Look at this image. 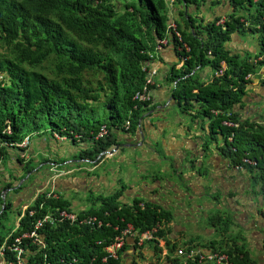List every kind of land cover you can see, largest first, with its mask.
<instances>
[{"label": "trees", "instance_id": "1", "mask_svg": "<svg viewBox=\"0 0 264 264\" xmlns=\"http://www.w3.org/2000/svg\"><path fill=\"white\" fill-rule=\"evenodd\" d=\"M209 2L216 6L221 0H0L1 163H10L12 149L25 165L18 153L27 148L18 143L29 135L30 143L36 135L41 141L59 136L78 144L80 159L99 164L102 153L144 129L143 114L153 104L136 99L135 93L147 88L152 95L158 84L152 70L159 52L173 45L182 63L165 73L173 99L183 114L201 120L203 127L207 123L216 142L221 138L220 149L232 164L244 156L253 159V164L242 163L264 192V120L244 118L242 113L254 83L248 75L258 72V62L236 49L239 42L234 46L236 35L243 39L254 33L261 47L256 56H264V0H229L231 12L222 22L220 16L207 20L200 15ZM103 126L107 132L100 134ZM35 161L34 155L28 159L26 172ZM13 186L9 179L0 186V225L13 206L7 195L3 198L4 190ZM126 186L108 195H95L93 190L87 196L92 206L81 208L75 219L69 216H76L73 201L59 190L32 196L28 207L19 210L20 225L13 238L31 231L45 215L53 220L39 229L41 244L22 239L25 264H61L62 258L73 256L81 258V264H98L105 254L103 245L111 243L126 223L141 230L169 223L172 212L151 198L144 207L138 199L123 201ZM18 188L22 185L15 192ZM61 212L69 215L61 218ZM84 216L97 220L84 224ZM222 217L217 211L209 221L232 223ZM101 220L104 224L99 226ZM119 224L117 231L114 226ZM158 235L166 237V231L160 228ZM238 238L221 236L208 248L227 252L235 264H261L242 242L243 236ZM6 257L14 258V252Z\"/></svg>", "mask_w": 264, "mask_h": 264}, {"label": "rangeland", "instance_id": "2", "mask_svg": "<svg viewBox=\"0 0 264 264\" xmlns=\"http://www.w3.org/2000/svg\"><path fill=\"white\" fill-rule=\"evenodd\" d=\"M222 15L224 14H221L220 16ZM247 34L249 36L245 35L242 47L246 48V42L251 43L252 46H256V43L259 42L258 35L250 32ZM165 42L166 40L161 41V43ZM244 53L245 55L252 57L256 52L246 48ZM242 55L244 56L243 53ZM162 71L164 70L161 69L159 75L157 74L154 76V80L158 82V84L154 86L152 85L154 106L150 112L143 114L145 119L149 122L151 120L152 125L148 126V122L145 121L147 126L144 128L143 133L140 132L137 138L123 140L119 143L121 144V147L117 149L118 151L112 156L108 155L105 157L98 165H94V163H86L78 157L82 151L81 147H76L80 146L78 144L75 146L74 143H71L70 141H63V138L59 140V137L51 140L50 136H46L45 141H41L36 135H33L31 139L32 148L26 152V157H23L22 152L19 151L18 153L20 158L24 160L25 165L17 161L16 155L13 152L10 154V163L6 162L2 164V168L4 167L7 178H12L13 180L16 179L18 183L13 182L14 184L16 183L15 186L19 187L22 185L19 192L9 191L7 193V200L13 202V196L16 195L19 197L20 203L22 197V204L25 202L28 203L32 196L42 190L40 187L50 190L54 188L55 192L56 187L57 191L59 190L62 192L65 198L73 201V204H75L74 212L77 214L82 207L90 208L92 206V202L89 200L87 201V196H91L93 190H98L97 193H94L95 195L98 193L108 195L116 192L118 188L121 189L127 185L122 193L121 199L123 201L132 203L135 199H138L140 205L144 207V201L151 197L152 201L155 203H158L161 199H167L169 202L173 200L178 204V196L174 199L176 191L178 190L176 186L183 189L185 184H190L196 181L192 166L193 164L198 163L199 165V163H202V157L199 156V153L197 154V151L188 149L189 144L187 138L191 137L195 143H198L199 147L206 149L209 153L221 152L222 150L220 148L223 143L221 138L216 142V140L210 136L207 123H205L206 125L203 127L200 120L196 119L195 121L191 116L182 113L175 100L172 99V85L166 78L165 74H162ZM211 74L212 73L210 72V75ZM162 93H164V95ZM246 98L250 102L252 96ZM259 108L261 109L259 119L264 120V102L260 104ZM243 148L244 147L241 146L240 149ZM180 153L184 156L180 155ZM32 155L36 157V161L33 163L35 166L29 172H26L28 167L26 163ZM38 162H40V164L36 165ZM55 162H57V164ZM242 162L252 163L253 159L244 156L241 158L240 164H242ZM207 163L208 159H206V164ZM240 164L234 165L231 161V167L236 171L241 173L245 171L247 175H249V177L245 178L246 182L243 183V186H246L249 193L251 189H253L255 194H260L255 181L251 182L252 186L248 185L251 181L249 178H251L252 174L251 172H247L246 168ZM38 169L39 172L37 173ZM194 170H196V168ZM24 173L25 176L23 177ZM0 175H3L1 168ZM207 178L208 183H206V185L209 186H206V189L203 192V198L199 197V194L196 196L188 195L189 201L194 199L193 202L195 203V207L191 209L193 212L196 211L194 217H187L188 220L186 221L183 214H174L175 221H180L182 224L184 223L185 238H183V243L184 240L190 238L196 239L198 236L204 237V231L206 228L213 229V232L211 233L213 237L218 238L222 234L219 228H216L215 230L213 223L209 221L210 216H206L205 214L206 210H208L210 214L214 213V209L209 207L208 209L205 208L209 206L211 202H214L215 198H219L222 194L221 190H217V192H213L212 190L216 178L212 175L207 176ZM237 182H239V180L237 181L234 179L232 183L234 188H236L235 185ZM53 183L55 187L53 186L51 188L50 185ZM109 187H111V189ZM7 190H9V188ZM136 194L137 196H135ZM248 195L249 194H247V196ZM253 200L254 198L245 197L240 201L242 205H247L252 204ZM93 203H95V208L98 210V203ZM176 206L177 205L172 207L174 211L176 210ZM16 209L17 208L14 207L13 211L8 210L7 215H5V218L2 220L3 224L0 225V236L3 239V242L12 232L17 231L16 212L18 211H16ZM244 211L249 216L253 215L252 210L249 209L248 206L244 208ZM232 214L236 215L237 212L232 211ZM232 218H234V225H237L235 217L230 216V220H232ZM106 224L112 225L109 222ZM130 226L131 224L126 223L121 229L122 234L126 237L135 238L138 234L143 235L149 231V229L141 230ZM262 227L264 226L262 225ZM120 228V224L114 226V229L117 231ZM128 229L130 232L125 233ZM237 231L244 237L242 242L248 244L247 228L241 227ZM25 233L26 232H22L20 234L23 236ZM97 235L99 236L101 234L97 233ZM120 238L121 236L119 234L116 235V241L113 243L115 246L114 251L121 247V242H119ZM139 253L140 248L136 249L133 254L130 253V255L127 256V259L131 258V256H135L134 261L136 264H147V261L145 262V254L143 253L144 255H140ZM107 259V256H102V264H119L115 261H108ZM130 261L123 258V264H129ZM61 262L65 264H81V258L77 256H73L71 259L62 258ZM151 264L158 263L152 262Z\"/></svg>", "mask_w": 264, "mask_h": 264}, {"label": "crops", "instance_id": "3", "mask_svg": "<svg viewBox=\"0 0 264 264\" xmlns=\"http://www.w3.org/2000/svg\"><path fill=\"white\" fill-rule=\"evenodd\" d=\"M231 3L229 0H221V3L218 5H211V3H207L206 6L203 7L202 13L200 15H203L206 17L207 20L213 19L215 16H220L221 14H227L231 12ZM249 36V35H247ZM243 39H240L241 37L236 35L234 38V46L236 43L237 44L236 49H241L244 54V50L246 48H249L250 50L256 52V46H252L251 43L246 42V48L242 47V44L244 43V37L242 36ZM241 42V44H240ZM176 64V65H174ZM176 66V68H180L181 66V61L178 57V55L175 52L174 46L173 45H168L167 47H164L160 52H159V58L157 63H155V67L158 69V75L162 70V74L164 75L165 73L169 72L171 68ZM262 72L264 73V69H262ZM166 75V74H165ZM262 78L261 76L258 77L257 80L254 81L253 84H251L249 87L250 89V94L246 97H251L252 99L249 102V100L245 97L246 100V105L245 108L242 110V113L245 114L244 118L252 117H260L261 114V109L259 108L260 104L264 102V84H262L259 79ZM160 86V85H159ZM164 95V93H162ZM154 103V102H153ZM187 115V114H185ZM191 116V115H187ZM192 117V116H191ZM193 120L196 121V119L192 118ZM199 120V119H197ZM145 121L148 122V126L152 125V122H150L145 119ZM200 122H202L200 120ZM203 123V122H202ZM147 125V124H146ZM187 142L189 144L188 149H192L193 151H197V154L199 153V156L202 157V163L193 164L192 166V171L195 173L196 181L190 183V184H185L183 186V189L178 188L176 191V195L174 196V199L176 196L179 198L178 204L174 202L173 200L171 202L166 200H160L157 204L163 206L166 210H170L172 212V218L167 224H162V228L166 231V237L169 239L172 244H178L177 247L182 246L184 243L188 241H194L195 244L203 245V244H208L209 242L214 240V237L211 235L213 232L212 228H206L205 229V236L200 237L198 236L196 239L190 238L188 240H184L183 243V238H185V228H184V223L182 222H177L174 220V214L175 215H184V218L186 221L188 220L187 217L193 218L194 215L196 214V211H191L195 207V203L193 202L194 199H191V201L188 200V195L196 196L199 194V197L203 198V192L206 189V186L208 187L209 185H206L208 183V178L207 176L212 175L216 179L214 180V186L212 188L213 192H217V190H221L222 194L219 196L218 201L215 203V205L210 204L207 206L205 209L211 208L214 209V213L210 214L208 210H206V216H211L214 215L218 210L222 211H227V209H230L231 211H236L237 214L235 215L237 218H235L238 223L242 226L247 228L248 236L247 239L249 243L247 244L249 248L251 249L252 254H254V258L257 259V261H260L261 264H264V196L263 194H255L254 190L251 189L250 193L248 192V189L246 186H243V183H245V178L249 177L247 173L244 172H239L236 171L233 167H231V161L230 159L226 156L225 152H216V153H209L207 150L202 149L199 147L198 143H195L194 140H192L191 137L187 138ZM180 155H183L180 153ZM184 156V155H183ZM208 159V163L206 164V159ZM196 168V170H194ZM2 176H4V181L1 182L2 184H5L7 182L6 179L7 176L5 175L4 168L1 169ZM202 172L204 175H202ZM193 176V175H192ZM206 177V179H205ZM236 179L239 182L236 183V188L233 187V181ZM251 181L248 185H251V182L253 181V178H249ZM241 182V183H240ZM211 183V182H210ZM50 185V184H49ZM54 186V183L50 185L52 188ZM239 186V187H238ZM55 187V186H54ZM72 187V185H71ZM221 187V189H220ZM256 187H258L256 185ZM255 187V188H256ZM14 188V187H13ZM107 188V186H106ZM111 189V187H109ZM6 188L4 190V193H8L11 191V189L7 190ZM257 189V188H256ZM259 189V187H258ZM55 190L57 191V188L55 187ZM107 190V189H106ZM95 192H98V190H94ZM14 192V191H13ZM180 192V193H179ZM252 193V194H251ZM158 194V193H157ZM247 194H249L247 196ZM4 195V194H3ZM137 196V194L135 195ZM245 197H251L254 200L252 201V204H247V205H242L241 201ZM18 198V199H17ZM151 198V197H150ZM32 198L28 203H23V197L22 201L20 203V199L18 196L14 195L13 196V206L11 211L14 210V207L17 208L16 211L19 212V210H24L27 205H29L32 202ZM22 204V206H21ZM209 204V203H208ZM175 207V211L172 209V207ZM75 206V204H73ZM199 206V205H197ZM248 206L249 209L252 210V216H249L246 214L244 211V208ZM22 207V208H21ZM84 208V207H83ZM87 208V207H86ZM219 208V209H218ZM81 211V210H80ZM16 212L17 217H16V223L19 225V220L21 218V215ZM185 222V221H184ZM237 223V224H238ZM194 224V223H193ZM208 225V224H206ZM165 227V228H164ZM244 238V237H243ZM177 242V243H176ZM160 243L163 245H160L162 247L163 253L167 251L166 248V242L164 239L160 240ZM132 244V243H131ZM153 242L147 243V245L143 248V254L145 256V260L147 261V264H151L153 261L157 262V259L160 257V251L157 252L153 248ZM134 245H130L129 240L126 244V247L123 251L124 258L126 260L130 261V258L127 259V256L133 254L134 252ZM157 252V253H156ZM129 253V254H128ZM171 257L175 259V261H179L182 263V260L175 256V253L173 252L171 254ZM164 260L163 264H167L166 258L161 257ZM7 258L3 256L0 252V264H6ZM131 264V261L129 262ZM159 264V263H158ZM177 264V263H176Z\"/></svg>", "mask_w": 264, "mask_h": 264}, {"label": "clouds", "instance_id": "4", "mask_svg": "<svg viewBox=\"0 0 264 264\" xmlns=\"http://www.w3.org/2000/svg\"><path fill=\"white\" fill-rule=\"evenodd\" d=\"M211 5H212V3H211ZM231 5V4H230ZM262 13H263V19H264V10L262 11ZM216 17V16H215ZM221 17V20H220V22H222V21H224V15H222V16H220ZM244 40H245V38H244ZM166 43V42H165ZM241 44V43H240ZM256 53L260 50V43L258 42V43H256ZM245 51V50H244ZM256 53H255V55L254 56H252L251 58H253V60H254V62L255 63H257V70H258V72L256 73V74H249L248 75V78H252V79H254V81L255 80H257L258 79V77L259 76H261L262 78H260L259 79V81H261V80H264V73L262 72V69H264V63L262 62V61H264V56H259V57H257L256 56ZM247 55H245V53H244V57H246ZM181 65H182V63H181ZM156 67L152 70V75H153V77L154 76H156L157 75V72H156ZM153 71H155L154 73H153ZM158 71V70H157ZM264 82V81H263ZM262 83V82H261ZM154 84H155V80H154ZM139 91V90H138ZM138 91H136V93H135V98L137 99V92ZM150 96V98L149 99H147L146 100V102H152V104H153V106H154V99H153V95H149ZM172 99H173V94H172ZM174 100V99H173ZM142 101H144V100H141V102ZM142 123H143V126H144V128L147 126L146 125V123H145V118H143L142 119ZM9 130V132H11V130H10V128L8 129ZM143 131H144V129L143 128H139V134H140V132H142L143 133ZM107 132V131H106ZM100 134H101V132H100ZM104 134V133H103ZM138 133L135 135L136 137H138V135H139ZM58 136V135H57ZM135 136H133V137H135ZM59 137V136H58ZM135 137V138H136ZM141 138V137H140ZM29 141H30V135L29 136H25V138L21 141V142H19L18 143V145L19 146H21V147H28L27 148V150L26 151H24V152H22V154H23V157H26V152L29 150V149H31L32 147H31V142L29 143ZM139 141V140H138ZM137 141V142H138ZM23 143V144H22ZM121 147V144H120V146L118 147V144H117V146H114V147H112V148H110L109 150H107V151H105L104 153H102L101 154V156L103 155V154H105V157H107L108 155L109 156H112L116 151H118L117 149H119ZM10 152L12 153L13 152V150H10ZM21 152V151H20ZM15 154V153H14ZM16 155V154H15ZM33 156V155H32ZM104 157V158H105ZM16 158H17V156H16ZM1 159V158H0ZM25 159V158H24ZM25 163V162H24ZM254 163V161L252 162V164ZM240 164V163H239ZM0 165H1V169H3L2 168V163H1V160H0ZM95 165V164H94ZM98 165V164H97ZM240 165H242V166H244L243 165V163L242 164H240ZM248 172V171H247ZM38 173V172H37ZM252 176V175H251ZM3 177L4 176H2V175H0V180H1V182H3L4 181V179H3ZM253 178V177H252ZM12 183L13 182H16V183H18L17 181H16V179L15 180H13L12 178H8ZM254 179V178H253ZM7 180V179H6ZM7 183V182H6ZM5 183V184H6ZM16 183L14 184V185H16ZM5 184H2V183H0V186H4ZM14 188H16V187H18V186H13ZM9 188V189H11V191H14L15 192V190H14V188ZM20 187V186H19ZM259 187V186H258ZM40 188H42V190L41 191H43V190H45V189H43V187H40ZM18 190H19V188H18ZM48 190H50V189H48ZM51 190H53L54 191V188H52ZM41 191H39V192H41ZM19 192V191H18ZM39 192H37V193H39ZM259 193H261V194H263V196H264V192H260V187H259ZM6 193H4V195H3V198L5 199L6 198ZM35 197V196H34ZM150 198V197H149ZM148 198V199H149ZM152 199V198H151ZM33 201V200H32ZM175 202V201H174ZM3 207H5V203H4V205H3ZM27 207H28V205H27ZM26 207V208H27ZM25 208V209H26ZM83 208V207H82ZM12 209V208H11ZM10 209V210H11ZM24 209V210H25ZM22 210V209H21ZM24 210H22V211H24ZM225 212H227V213H229L232 217H235V218H237L234 214H232V211L230 210V209H227V211H225ZM19 213V212H18ZM31 213V212H30ZM62 214H64V216H66V215H69V214H67V213H65V212H61V218H63L62 216ZM50 216V215H49ZM72 219H75V218H77L78 216H71V215H69ZM51 217V216H50ZM97 219H96V217H83V218H81V223H84V224H92L94 221H96ZM232 220H234V218H232ZM236 220V219H235ZM51 221H52V217H51ZM237 223H238V221H237ZM2 224H3V221H2ZM99 226H102L104 223H103V221L101 220V221H99L98 223H97ZM129 224H131V223H129ZM239 224V223H238ZM19 225H20V223H19ZM19 225H17V230H18V227H19ZM134 228H136L133 224H131ZM240 225V224H239ZM35 226V225H34ZM158 226V231H159V229L160 228H162V225L161 224H158L157 225ZM241 226V225H240ZM154 227H156V226H154ZM154 227H152V228H154ZM242 227V226H241ZM152 228H150L149 230H151ZM165 228V227H164ZM158 231H157V233H156V237L154 238V239H146L145 241H147V240H149V241H147V242H143V243H139L138 242V238L137 237H123V234H122V232L119 234L122 238H123V240L121 239V241H122V244H121V247H119V248H117L116 249V251H115V256H113V255H110V251H111V249H115V246L113 245V243L116 241V239L114 238V240L111 242V243H109V244H104L103 245V240H101V239H97L96 240V242L98 243V244H101V245H103V249H104V251H105V254L103 255V256H107L108 257V261H115L116 263H119V264H123V251H124V249H125V247H126V244H127V242H128V240H129V243H130V245H134V251L136 250V249H138V248H140V255H143V248L147 245V243H149V242H155V243H153L154 244V249L157 251V252H159L160 251V257L157 259V263H159V264H163L164 263V260L161 258V257H163V258H166V262H167V264H172V263H174V262H177V264H197V261L195 260H192V259H189V258H187L186 259V256L185 255H183V254H179L178 253V251L180 250V249H184V250H186V252H190L191 250H201V251H203V252H213V253H226L228 256H229V254L227 253V252H224V251H221V250H219V251H216V250H214L213 248H208L209 246V244H210V242L208 243V244H203L202 246L201 245H199V244H195L194 243V241L192 240V241H188V242H186V243H184L182 246H180V247H177L178 246V244H172V242L170 241V245H168V243H167V237H165V236H159L158 235ZM15 233L16 232H12L9 236H7L5 239H4V242H3V244L1 245V247H0V252H1V254L3 255V256H5V258H7L6 257V253L9 251V252H14V251H12V250H10L9 249V246L14 242V240L17 238V237H22V239L24 238V237H28V236H26L25 234L22 236V234L21 235H19V236H15L14 238H13V236L15 235ZM28 233V232H27ZM13 238V241L12 242H9V240L10 239H12ZM161 239H164L165 240V242H166V248H167V251L165 252V253H163V251H162V247L160 246V245H162L161 243H160V240ZM214 240H216V238L214 237ZM239 240H241V239H239ZM22 243V242H21ZM132 243V244H131ZM177 243V242H176ZM3 246L4 247H7L6 249H5V251L3 250ZM22 246V245H21ZM157 246V247H156ZM163 246V245H162ZM23 247V246H22ZM156 252V253H157ZM175 253V256H177V257H179L181 260H182V263H180L178 260L177 261H175V259L173 258V257H171V254L172 253ZM24 253H25V250H24ZM24 255V254H23ZM16 256V252H14V257ZM125 259V258H124ZM134 259H135V256H131V258H130V260L132 261V264H136V262L134 261ZM13 260V258L12 259H7L6 260V264H8V262L9 261H12ZM229 260L231 261V262H233L232 260H231V258H230V256H229ZM93 261V260H92ZM145 262H146V260H145ZM154 262V261H153ZM103 263V261L101 260V258H100V262L98 263V264H102ZM234 263V262H233ZM61 264H65V263H61ZM202 264H216V262L215 261H210V260H204L203 262H202ZM235 264V263H234Z\"/></svg>", "mask_w": 264, "mask_h": 264}, {"label": "built area", "instance_id": "5", "mask_svg": "<svg viewBox=\"0 0 264 264\" xmlns=\"http://www.w3.org/2000/svg\"><path fill=\"white\" fill-rule=\"evenodd\" d=\"M155 71H153L154 73ZM150 81V80H149ZM137 98H139L140 100H147L150 98L149 94L147 93V88H145L142 91H138L137 92ZM106 128L105 126L102 127L101 130V134L106 133ZM247 161V160H246ZM31 214H33V211L31 212ZM64 215V214H62ZM47 221H51V217L49 215H45L43 218L39 219L34 228L29 231L28 233H26L25 235L30 237L31 239H33V241L35 243H40L41 239H40V233H39V229L43 227L44 223ZM130 227L133 228V226L131 225ZM158 231V226L152 228L151 230L147 231L145 234L141 235L138 234L136 237L138 238V242L139 243H143L146 239H154L156 237V233ZM130 232V230H126L125 233ZM123 237H125L123 235ZM121 239L123 240V238L121 237ZM121 239L119 240V242L122 241ZM21 242H22V237H17L14 242L9 246V249L16 252V256L13 258L12 261H9L8 264H25V260H24V248L21 246ZM7 247L3 246V250L5 251ZM110 255L115 256V251L114 249H111L110 251ZM179 254H183L186 256V259H192V260H196L197 264H202V262L204 260H210V261H215L216 264H234L233 262H231L229 260V256L226 253H213V252H203L201 250H191L190 252H186V250L184 249H180L178 251ZM108 260V259H107Z\"/></svg>", "mask_w": 264, "mask_h": 264}, {"label": "water", "instance_id": "6", "mask_svg": "<svg viewBox=\"0 0 264 264\" xmlns=\"http://www.w3.org/2000/svg\"><path fill=\"white\" fill-rule=\"evenodd\" d=\"M120 146V144H118V147ZM218 201V198H215L214 199V202H211V204L212 205H215V203ZM4 208V207H3ZM219 209V208H218ZM218 211H220V210H218ZM2 212V211H1ZM0 212V213H1ZM221 212V214L223 215V217H222V219L224 220H228L227 219V217L229 218V220H230V214L229 213H227V212H225V211H220ZM232 221V223H230L229 222V224L226 226V224H225V222H223V224H214L213 226L215 227V230H216V228H222V229H224L225 231H226V234L225 233H222L218 238H216V239H219L221 236H225V235H227V237H228V239L229 238H232V236L233 235H235V236H237V237H242L243 235H241V234H239V232L237 231V230H239L240 228H241V226L239 225V224H237V225H234V222H233V220H231ZM239 238H238V240H239Z\"/></svg>", "mask_w": 264, "mask_h": 264}, {"label": "bare ground", "instance_id": "7", "mask_svg": "<svg viewBox=\"0 0 264 264\" xmlns=\"http://www.w3.org/2000/svg\"><path fill=\"white\" fill-rule=\"evenodd\" d=\"M58 195V194H57ZM31 206V205H30ZM4 209V208H3ZM58 211V210H57ZM57 211H56V213H57ZM47 213V212H46ZM31 214V213H30ZM70 214H71V212H70ZM73 214V213H72ZM76 216H78V214H76ZM87 217V216H86ZM97 218V217H96ZM41 219V218H40ZM53 220V219H52ZM37 221V220H36ZM63 221V220H62ZM57 222V221H56ZM46 223V222H45ZM58 223V222H57ZM54 224H55V220H54ZM40 231V230H39ZM16 233H17V231H16ZM16 235V234H15ZM17 235H20V234H17ZM24 238H26V237H24ZM24 240V239H23ZM22 240V241H23ZM11 241H12V239H11ZM42 241V240H41ZM43 243V242H42ZM40 244H41V242H40ZM22 245V244H21ZM38 245V244H37ZM25 250V249H24ZM12 253V252H11ZM27 253V252H26ZM27 264V263H26Z\"/></svg>", "mask_w": 264, "mask_h": 264}]
</instances>
